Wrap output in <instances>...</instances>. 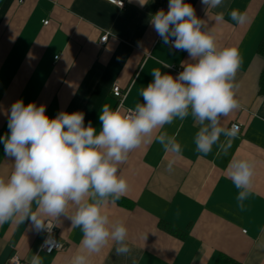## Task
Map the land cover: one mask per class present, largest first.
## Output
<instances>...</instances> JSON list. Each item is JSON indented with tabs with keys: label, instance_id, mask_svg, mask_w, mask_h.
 <instances>
[{
	"label": "crops",
	"instance_id": "0c3cea01",
	"mask_svg": "<svg viewBox=\"0 0 264 264\" xmlns=\"http://www.w3.org/2000/svg\"><path fill=\"white\" fill-rule=\"evenodd\" d=\"M122 1L123 9L106 0H0V137L9 132L8 114L17 100L44 104L50 118L61 111L82 112L85 125L91 122L99 131L102 105L117 107L114 85L128 93L125 108L131 109L143 102L140 90L153 79L154 68L173 76L182 71L189 54L165 44L150 26L155 12L168 10L169 0H148L143 7L138 0ZM186 2L214 32L217 46H235L242 58L236 77L241 107L218 125L227 129L241 123L231 147L226 149L230 138L221 134L204 156L195 138L208 122L200 125L191 113L184 120L177 117L165 127L164 144L154 132L119 166L129 184L123 202L102 205L110 228L119 221L126 225L127 254L117 255L113 240L90 253L80 243L81 229L62 216L53 222L65 246L52 255L41 250L42 229L30 220L0 225V264L15 254L24 264L34 255L42 264H72L78 255L87 264H264V95L259 85L264 58L257 53L264 37V0H223L206 11L201 0ZM232 11L244 13L246 21H232ZM172 142L179 144V153L172 151ZM241 159L254 164L253 186L242 207L237 196L244 189L229 179L230 162ZM12 163L0 143V177L8 176ZM75 207L70 204V214ZM32 211H38L35 202Z\"/></svg>",
	"mask_w": 264,
	"mask_h": 264
},
{
	"label": "clouds",
	"instance_id": "9594fccd",
	"mask_svg": "<svg viewBox=\"0 0 264 264\" xmlns=\"http://www.w3.org/2000/svg\"><path fill=\"white\" fill-rule=\"evenodd\" d=\"M147 2L138 0L141 7ZM201 4L206 11L219 8L223 0H201ZM219 19H223L222 14ZM230 19L242 24L247 17L232 11ZM150 26L165 44L186 51L189 60L182 63V71L176 76L154 68L153 79L140 90L143 102L128 112L102 105L99 131L91 122L85 125L82 112L61 111L50 118L44 104L25 105L21 99L11 105L9 132L0 137L4 155L13 161L8 176L0 177V225L30 220L37 229H51L53 220L63 216L81 229L80 243L90 253H99L113 240L118 245L117 255L127 254L126 225L119 221L110 228L109 214L102 211V205H115L127 193L128 180L119 166L129 154L154 132L156 141L164 144L165 127L177 117L184 120L189 113L200 125L208 122L196 134L197 152L207 156L221 134L230 138L226 149L231 147L239 126L232 124L226 129L218 125L221 117L241 107L236 97V77L242 64L238 48L218 47L214 32L206 28L186 0H169L168 10L155 12ZM159 63L169 67L163 60ZM171 147L180 152L179 144L172 142ZM230 166L229 179L237 189H244L237 196L242 207L253 186L254 164L241 159L230 162ZM33 202L37 212L32 211ZM70 204L76 206L71 214ZM30 264L42 261L34 255ZM72 264L87 261L78 255Z\"/></svg>",
	"mask_w": 264,
	"mask_h": 264
},
{
	"label": "built area",
	"instance_id": "2783aa9c",
	"mask_svg": "<svg viewBox=\"0 0 264 264\" xmlns=\"http://www.w3.org/2000/svg\"><path fill=\"white\" fill-rule=\"evenodd\" d=\"M106 1L121 9L125 8L126 6V3L122 0H106ZM23 2L24 0H19V3H23ZM45 24H48V22H45ZM108 36L109 35L106 34L101 38L100 40L101 45L106 44L108 40ZM127 94L128 93L122 90L119 85H114L112 87V95L117 101L116 108H119L120 110L122 108H125V100L127 98ZM129 109L130 108H125V112H128ZM233 124H237L239 126V132H240L242 129L241 123H233ZM42 233H43V243L41 250L44 253L48 255H52L55 252L61 251L64 248L65 245L57 238V226L55 222H53V227L51 229H48L47 227L43 228ZM8 264H24V263L21 260V258L17 254H15L9 259Z\"/></svg>",
	"mask_w": 264,
	"mask_h": 264
},
{
	"label": "trees",
	"instance_id": "16d2710c",
	"mask_svg": "<svg viewBox=\"0 0 264 264\" xmlns=\"http://www.w3.org/2000/svg\"><path fill=\"white\" fill-rule=\"evenodd\" d=\"M257 53H258L260 56H262V57L264 58V37H263L262 41L260 42V44H259V46H258ZM259 85H260V93H261L262 95H264V69H263V71H262V73H261V76H260ZM122 202H123V201H122L121 199L118 201V203H122ZM161 227H162L164 230H166V231L172 233L173 235H178V236H180L179 231H177V230L174 229L173 227H168V225H166V223H162Z\"/></svg>",
	"mask_w": 264,
	"mask_h": 264
}]
</instances>
